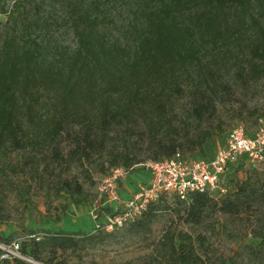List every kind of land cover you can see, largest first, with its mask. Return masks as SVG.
<instances>
[{
	"label": "rangeland",
	"instance_id": "rangeland-1",
	"mask_svg": "<svg viewBox=\"0 0 264 264\" xmlns=\"http://www.w3.org/2000/svg\"><path fill=\"white\" fill-rule=\"evenodd\" d=\"M77 1L90 0H0V56L6 43L20 49L34 41L41 47L39 55L45 63L62 65L78 44L74 33ZM95 1L100 3L101 13L107 15L99 30L109 40H118L130 49L137 40L133 25L139 21L138 0ZM246 1L243 8L228 4L220 14L228 31L215 45L211 43V33H205L206 53L201 66L189 63V70L177 77L179 91L170 96L160 124L147 125L148 110H140L99 131L94 118L103 107L102 102L126 100L129 92L124 87L112 89L97 82L91 84L89 96L84 89L78 101L68 105L67 124L60 136H54L53 143L38 142V146H28L26 150L1 149L0 237H11V242H18L20 247L30 242V231L40 238L49 232L84 239L78 248L58 252L54 264H162L157 260L162 254V237L168 231L181 232L191 236L204 264H264V248L257 236L264 227V162L253 167L242 161L239 164L243 167L235 165L223 176L220 185L232 195L239 186H247L251 206L237 216L217 212L219 201L225 197L221 196L223 193L210 196L208 210L198 223L180 221L178 215H183L184 208L177 207L171 196L169 210H155V206L149 209L154 214L152 221L140 232L130 224L112 232L95 230L89 215L92 201L97 198V185L104 177L102 169L118 153L140 161L129 168L119 186L120 194L129 196L143 185L148 172L145 166L155 162V158L162 159L163 152L171 146L190 159L203 152L210 158L225 145L233 128L243 126L248 134L254 133L257 120L264 119V65L258 69L259 76L248 74L251 52L259 43L251 17L258 19L264 12L259 11L260 0ZM196 16L198 12L194 11L183 20L197 29ZM169 87L167 79L163 88ZM154 89L159 90V86ZM40 102L34 123L21 117L29 123V135L34 130H49L51 120L63 111L53 90L42 91ZM197 103L203 104L200 119H194L191 112ZM82 123L95 126L90 134L96 141L94 150H86L81 143L80 151L89 152L88 161L80 157L81 152L73 160L69 158L74 141L83 136ZM205 133L210 137L199 148L197 139ZM19 138L23 143V132ZM54 149L63 157L61 160L53 157ZM63 181L81 185L83 193L75 199L83 197L84 202L73 204L68 194L60 191ZM130 182L133 188L128 186ZM176 210L180 211L178 215ZM45 257L48 259V254Z\"/></svg>",
	"mask_w": 264,
	"mask_h": 264
},
{
	"label": "trees",
	"instance_id": "trees-1",
	"mask_svg": "<svg viewBox=\"0 0 264 264\" xmlns=\"http://www.w3.org/2000/svg\"><path fill=\"white\" fill-rule=\"evenodd\" d=\"M77 2L79 12L74 19V33L78 44L72 50L70 58H67L62 65L45 63L39 55L41 47L34 41L21 46L20 49L14 48L11 43H6L0 56V150L4 147H10L12 151L26 150L28 146H38V142L48 145L53 143L54 136H60L63 127L67 124L68 105L75 104L84 89V94L89 96L92 92L91 84L97 82L100 86L105 85L112 89L126 88L129 92L127 99L118 100L114 104L104 100L101 104L103 107L94 118V125L97 127L92 123L90 126L88 123H82L83 136L81 142L74 141L75 147L69 153L70 159L73 160L81 152L80 157L88 161L89 152L86 150L92 152L96 144L90 136L92 132L94 133V127L101 131L124 118L135 116L140 110H148L150 119L147 125L160 124L161 115L166 112L170 96L179 91L180 84L177 77L183 71L189 70V63L201 66V60L206 53L205 33H211V43L215 45L228 31L227 25L222 24L220 14L228 4H239L243 8L247 1L138 0L136 14L139 16V21L133 25L137 40L130 49L118 40H109L106 34L99 30V26L105 23L107 15L101 13L98 1ZM260 8L259 11L264 12V0H260ZM194 11L198 12V16L195 17L198 22L197 29L183 20L186 14ZM251 21L257 26L259 43L251 52L248 74L259 76L258 69L264 65V15L260 13L258 19L251 17ZM167 79L170 87L166 90L163 87L167 84ZM155 86H159V90L154 89ZM44 90L55 91L63 111L58 118L54 117L51 120L49 130L43 132L34 130L33 135H29V123H34L36 112L41 105L40 96ZM202 110V103L193 106L191 112L194 119H200ZM21 117L29 123H24ZM21 132L24 134L23 143L19 138ZM209 137L210 134L205 133L197 139L196 145L201 148ZM81 143L85 144L83 148L85 147L86 150L80 151ZM175 152H177L176 146H171L163 152L162 159L171 157ZM53 153L56 161L63 158L55 149ZM210 158H207L203 152L194 159L209 160ZM162 159L155 158V161ZM108 162L109 166L102 169L104 176L111 169L124 168L128 171L132 166L140 164V161H136L127 153H118ZM236 167L243 166L238 163ZM233 168L234 166H231L228 173ZM150 180L151 176L146 172V178L141 184L147 185ZM128 186L134 187L131 182ZM60 191L68 194L75 205L84 202L83 197L75 199V196L82 195L83 187L74 181H63ZM135 191L136 189L133 192ZM237 191L232 195L230 191L225 190L221 195L225 197L216 207L217 212L237 216L248 210L251 203L246 184L239 186ZM171 198L177 207L184 208L181 217L178 215L180 211H175L178 219L183 223H198L205 216L208 203L212 200V197L200 194L193 195L189 204L173 196ZM168 199L169 196L160 197L149 209L155 206V210H161L158 208L169 210ZM149 209L140 217V221L137 219L129 226L139 232L146 230L154 215ZM33 235L35 233L30 231V236ZM257 236L261 240L260 246L264 248V227ZM162 238L160 243L162 254L161 258L157 259L159 263L204 264L203 257L189 234L168 231ZM83 240L65 233L45 232L40 241L30 238L28 244L20 247V255L33 263L54 264L58 252L74 250ZM0 243L10 244L11 237H0ZM47 254L48 259L45 257ZM6 264L29 263L14 258Z\"/></svg>",
	"mask_w": 264,
	"mask_h": 264
},
{
	"label": "built area",
	"instance_id": "built-area-1",
	"mask_svg": "<svg viewBox=\"0 0 264 264\" xmlns=\"http://www.w3.org/2000/svg\"><path fill=\"white\" fill-rule=\"evenodd\" d=\"M242 161L253 167L264 162V119L257 120L251 135L243 126L233 128L226 136L225 145L209 160L190 159L177 151L171 157L147 164L150 182L139 185L127 197L120 194L119 185L128 171L111 169L97 185V198L89 210L95 230L112 232L135 222L162 196H173L189 204L195 194L213 196L224 193L225 189L220 185L223 176L231 166ZM30 238L41 239L35 235ZM14 258L33 263L20 255L18 242L0 243V264Z\"/></svg>",
	"mask_w": 264,
	"mask_h": 264
}]
</instances>
